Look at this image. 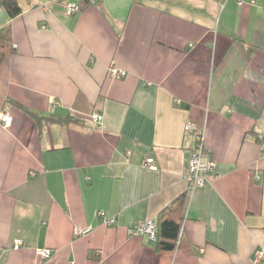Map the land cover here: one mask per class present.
I'll list each match as a JSON object with an SVG mask.
<instances>
[{
	"label": "crops",
	"instance_id": "crops-1",
	"mask_svg": "<svg viewBox=\"0 0 264 264\" xmlns=\"http://www.w3.org/2000/svg\"><path fill=\"white\" fill-rule=\"evenodd\" d=\"M237 2L0 9L15 49L0 64V113L12 117L0 122V264H264V0ZM189 121L216 163L195 188ZM181 195L187 245L158 252L129 234Z\"/></svg>",
	"mask_w": 264,
	"mask_h": 264
},
{
	"label": "built area",
	"instance_id": "built-area-1",
	"mask_svg": "<svg viewBox=\"0 0 264 264\" xmlns=\"http://www.w3.org/2000/svg\"><path fill=\"white\" fill-rule=\"evenodd\" d=\"M222 6L228 0H217ZM238 6L242 5V0H238ZM66 11L68 14H73L78 11V5L76 3H67ZM41 29H46V26L42 25ZM124 75L123 71H117L114 68H109L108 76L111 78H120ZM51 107H54V102H52ZM91 120L94 123L99 122L102 119V114L99 111H93L91 114ZM12 117L8 112L0 113V122L4 126H9L11 124ZM184 131L194 137L195 145L190 152L188 171L184 175V179L188 182L189 186L192 188L203 186L208 175H216V163L207 153L203 142L202 134L200 128L194 122H186L184 125ZM153 158L147 157L142 162L143 167L151 165ZM99 215H103L100 212ZM114 223V218H106L104 224L106 226H111ZM90 227H76L74 233L76 236L84 235L90 232ZM128 232L132 236L143 237L147 242L154 241L157 235V226L153 220H146L141 222H136L128 228ZM21 245L20 240L14 242L13 247L17 248ZM37 253L43 258H49L52 255V251L48 248L38 249ZM264 259V250H256L254 254V260L256 262Z\"/></svg>",
	"mask_w": 264,
	"mask_h": 264
},
{
	"label": "trees",
	"instance_id": "trees-1",
	"mask_svg": "<svg viewBox=\"0 0 264 264\" xmlns=\"http://www.w3.org/2000/svg\"><path fill=\"white\" fill-rule=\"evenodd\" d=\"M89 3L90 0H80V3L77 4L78 10H82ZM0 9L5 10L9 18H14L21 13V6L18 3V0H0ZM14 50L15 49L12 44L11 37V26L10 24H6L0 28V64L6 55L13 53ZM10 101L20 109L28 112L27 109L23 108V106L20 104L12 100ZM33 115L35 117L37 116L35 114ZM183 203L184 195H181L159 214L158 220L156 222V238L154 241L148 242V244L151 245L156 251H172L176 248L187 245V242L183 239L182 235Z\"/></svg>",
	"mask_w": 264,
	"mask_h": 264
},
{
	"label": "rangeland",
	"instance_id": "rangeland-1",
	"mask_svg": "<svg viewBox=\"0 0 264 264\" xmlns=\"http://www.w3.org/2000/svg\"><path fill=\"white\" fill-rule=\"evenodd\" d=\"M18 3H19V4H22V3H23V0H18Z\"/></svg>",
	"mask_w": 264,
	"mask_h": 264
}]
</instances>
